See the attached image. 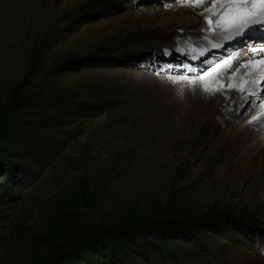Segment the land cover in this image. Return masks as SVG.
I'll use <instances>...</instances> for the list:
<instances>
[{
    "label": "rangeland",
    "instance_id": "obj_1",
    "mask_svg": "<svg viewBox=\"0 0 264 264\" xmlns=\"http://www.w3.org/2000/svg\"><path fill=\"white\" fill-rule=\"evenodd\" d=\"M184 7L0 0V264H264V77L225 75L264 27L205 60Z\"/></svg>",
    "mask_w": 264,
    "mask_h": 264
},
{
    "label": "snow or ice",
    "instance_id": "obj_2",
    "mask_svg": "<svg viewBox=\"0 0 264 264\" xmlns=\"http://www.w3.org/2000/svg\"><path fill=\"white\" fill-rule=\"evenodd\" d=\"M194 7H199L201 4L208 2V0H186ZM205 23L209 29L222 30L223 39L233 40L237 37H244L247 33L254 28L264 27V0H210V6L204 9ZM220 33H217L219 36ZM215 38V37H214ZM218 44H213L212 47H219ZM255 51V49H254ZM204 53L201 52V55ZM211 68L212 65L210 64ZM242 68H251L253 74L259 70L260 76L264 77V60L252 63L251 61L242 65ZM201 80L204 81V91H217L219 88L215 86V82L209 75V79L205 80L202 76ZM256 79L245 81L240 87L241 91H250L252 95L255 94ZM264 83V81H262ZM251 85L250 88L247 85ZM253 119H256L254 117Z\"/></svg>",
    "mask_w": 264,
    "mask_h": 264
},
{
    "label": "bare ground",
    "instance_id": "obj_3",
    "mask_svg": "<svg viewBox=\"0 0 264 264\" xmlns=\"http://www.w3.org/2000/svg\"><path fill=\"white\" fill-rule=\"evenodd\" d=\"M209 6H210V0H208V2H206L204 4H201L199 7H194L193 6V10H194L193 13L190 12L189 7H184L183 9L182 8H179V9H177V10H175V11L172 12V14H173L172 17H175L176 19H182V20L186 21V24L189 25L190 28H196V27H199V26L203 25V16L202 15L206 14L204 12V9L207 8V7H209ZM169 17L170 16L167 15L163 19V21L165 23H167V24H170V25H171V23H173L172 25L175 26V27H177L176 23L174 21H172ZM195 22H196V24H195ZM205 27L208 28V30H209V27H208V25L206 23H205ZM259 28L261 29L262 27H257L255 29L249 31L247 33V35H245L242 38L241 37H237V40H241V43H243V42H252L254 40V38H251L250 36H248V34H251V35L252 34H255L259 30ZM216 32H218V31H216ZM184 33H185V30H184ZM206 36L208 37V41L210 42V45L207 46V45H204V43H202L201 45L199 43H196V45L197 46H200V47H199V49L196 50V52H194L193 56H198L199 55V58L207 60L206 59V56H208V58L213 57V53L219 52L220 50H222L223 47H225V43L227 41H231V40H225V39H223L222 38L223 35H221V34L219 36L215 37L214 39L209 34H207ZM260 42H262L263 45H264V40H261ZM192 43L194 44L193 41H192ZM213 44H218L220 46L219 47H212ZM253 44L254 45L256 44V45L254 47L248 48L247 51H246V54H243V55L242 54L241 55L240 54H237L236 56L233 57V63L230 64V66L232 67V71L231 72L227 73V70L225 71V75H228L229 74L227 76L228 77L227 82L229 81V84H228V88L226 89V91H229V92H233L234 93L231 96V98L232 97H235V95H236V97L238 95H240V98H238L239 101H243L244 99H247L246 97H249L252 94L250 93V91H247V90L242 91V93H237L235 91V88L233 86H231L230 82L236 81V83L234 85H237V84L243 85L245 81H249L250 82L253 79H256L257 80L258 77H259V75H260L259 70H257L255 72V74H253V70L251 68H242L241 66L248 64L250 61L252 63H256L257 61L264 60V46H257L258 43H255V42H253L252 45ZM176 49L177 48H175V50ZM254 49H255V51H254ZM155 51L160 52L158 50H155ZM173 51L174 50H167V53L166 52L165 53H162V51L160 53L161 54H164L163 57H165V58H167L169 60H172V57H174L177 60V54H176L175 51H174L175 53ZM201 52H203L204 54L201 55ZM156 56H157V54H156ZM158 57H160V56H158ZM218 58H220V57H218ZM225 65H226L225 63H222V66L221 67L224 68ZM220 68H217L218 73L220 71ZM228 70L230 71V69H228ZM215 72L217 73V71H215ZM243 73H245V76H247V77H245V79L238 80V78H236V77L239 74H243ZM241 77H244V75H240L239 76V78H241ZM247 87L250 88L251 85L249 84V85H247ZM262 87H264V86L262 85ZM259 91H260V89L259 90L258 89H255V94L253 96L254 97H258L259 96L258 95L259 94ZM262 101L264 102V98L262 99ZM234 104L237 105V103H234ZM261 109L264 110V104L262 105ZM263 112L264 111H262V113Z\"/></svg>",
    "mask_w": 264,
    "mask_h": 264
},
{
    "label": "trees",
    "instance_id": "obj_4",
    "mask_svg": "<svg viewBox=\"0 0 264 264\" xmlns=\"http://www.w3.org/2000/svg\"><path fill=\"white\" fill-rule=\"evenodd\" d=\"M166 223V222H165ZM165 223H162V222H160L159 224H157V225H154V226H152V225H150L149 227H147V228H149L150 230H152V232L153 233H155L156 234V237L157 238H161V234H162V227L165 225ZM145 228V227H144ZM193 228H199V229H201L202 228V224L197 220V219H189V220H186V222H185V224L184 225H182V227H177V230L176 231H178L179 229H180V231H186V233H187V235H189V234H191V229H193ZM144 230V229H143ZM131 228L130 229H128V231L126 232V233H124L123 234V236H124V238H127L126 239V241L124 240V243H127L128 241V239L129 240H131L132 239V233H131ZM174 232V231H173ZM176 233V232H175ZM152 248V245L151 244H144V245H142V246H140V250H142V253H144V252H148L150 249ZM139 250V251H140ZM159 252H154V254H158ZM159 255V254H158Z\"/></svg>",
    "mask_w": 264,
    "mask_h": 264
}]
</instances>
